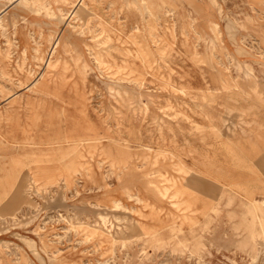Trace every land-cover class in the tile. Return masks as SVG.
Masks as SVG:
<instances>
[{
    "label": "rangeland",
    "instance_id": "374dc122",
    "mask_svg": "<svg viewBox=\"0 0 264 264\" xmlns=\"http://www.w3.org/2000/svg\"><path fill=\"white\" fill-rule=\"evenodd\" d=\"M5 9L0 264H264V0Z\"/></svg>",
    "mask_w": 264,
    "mask_h": 264
},
{
    "label": "bare ground",
    "instance_id": "6f19581e",
    "mask_svg": "<svg viewBox=\"0 0 264 264\" xmlns=\"http://www.w3.org/2000/svg\"><path fill=\"white\" fill-rule=\"evenodd\" d=\"M19 2H21V1H23V0H18ZM83 0H79V2H82ZM14 2H16V1H14ZM7 9V8H6ZM6 9L5 10H3L1 13H0V16H1V14L2 13H4L5 11H6ZM45 11V10H44ZM46 12V11H45ZM75 15V10H72L71 11V13L69 14V18L71 19V16H74ZM55 41H57V40H55ZM54 42V41H53Z\"/></svg>",
    "mask_w": 264,
    "mask_h": 264
}]
</instances>
